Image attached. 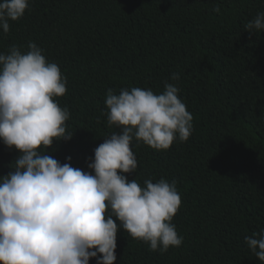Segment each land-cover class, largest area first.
Returning a JSON list of instances; mask_svg holds the SVG:
<instances>
[{"label": "trees", "instance_id": "1", "mask_svg": "<svg viewBox=\"0 0 264 264\" xmlns=\"http://www.w3.org/2000/svg\"><path fill=\"white\" fill-rule=\"evenodd\" d=\"M258 12L264 0H30L0 29V52L35 42L67 78L55 99L74 136L47 151L85 171L104 137L120 132L107 124V90L160 93L180 74L192 135L162 151L134 140L138 167L125 175L141 186L176 181L172 223L183 243L161 253L120 229L114 264H261L245 243L264 229V32L243 29ZM18 155L0 141V176Z\"/></svg>", "mask_w": 264, "mask_h": 264}, {"label": "clouds", "instance_id": "2", "mask_svg": "<svg viewBox=\"0 0 264 264\" xmlns=\"http://www.w3.org/2000/svg\"><path fill=\"white\" fill-rule=\"evenodd\" d=\"M30 0H0V29L21 19ZM219 12L220 8L213 9ZM257 36L264 32V12L244 24ZM164 90H107V124L120 132L104 137L85 171L71 157L59 162L48 153L54 141H70L67 107L55 98L67 92V78L47 60L44 50L29 41L0 52V141L19 155L0 176V264H114L117 233L149 244L152 251L180 247L172 220L181 207L176 181L165 178L144 186L125 174L136 172L133 141L168 150L174 141L192 135L193 115L179 98V73ZM116 221H119V225ZM251 252L264 264V229L245 237Z\"/></svg>", "mask_w": 264, "mask_h": 264}]
</instances>
